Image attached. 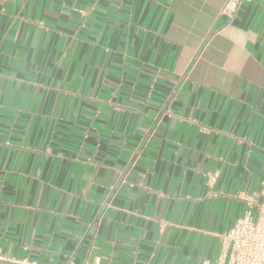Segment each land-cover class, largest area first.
<instances>
[{
  "label": "crops",
  "instance_id": "crops-1",
  "mask_svg": "<svg viewBox=\"0 0 264 264\" xmlns=\"http://www.w3.org/2000/svg\"><path fill=\"white\" fill-rule=\"evenodd\" d=\"M222 4L0 0L7 258L219 261L220 236L264 198V0L244 2L230 25Z\"/></svg>",
  "mask_w": 264,
  "mask_h": 264
},
{
  "label": "built area",
  "instance_id": "built-area-1",
  "mask_svg": "<svg viewBox=\"0 0 264 264\" xmlns=\"http://www.w3.org/2000/svg\"><path fill=\"white\" fill-rule=\"evenodd\" d=\"M246 1L248 0H223L220 15L226 18L227 25L234 21L242 4ZM165 115H170L168 109L155 118L153 126L145 131L133 149L124 172L119 173V178L109 188L106 198L99 209L98 217H103L104 212L111 206L119 189L126 181L125 176L135 167L144 148L155 133V126L158 125L161 118ZM248 206L244 216L237 219L226 234L220 236L221 254L219 261L215 264H221L223 259L227 260V264H264V198L260 202L250 201ZM0 262L37 264L28 262L25 259L14 260L7 258L1 250ZM63 264H74L73 256H68Z\"/></svg>",
  "mask_w": 264,
  "mask_h": 264
}]
</instances>
